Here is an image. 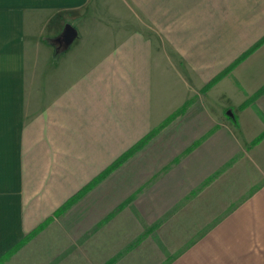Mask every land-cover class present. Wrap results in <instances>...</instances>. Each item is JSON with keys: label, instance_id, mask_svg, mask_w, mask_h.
I'll return each mask as SVG.
<instances>
[{"label": "crops", "instance_id": "0c3cea01", "mask_svg": "<svg viewBox=\"0 0 264 264\" xmlns=\"http://www.w3.org/2000/svg\"><path fill=\"white\" fill-rule=\"evenodd\" d=\"M93 2L0 0V259L129 206L168 264H264V0Z\"/></svg>", "mask_w": 264, "mask_h": 264}, {"label": "rangeland", "instance_id": "374dc122", "mask_svg": "<svg viewBox=\"0 0 264 264\" xmlns=\"http://www.w3.org/2000/svg\"><path fill=\"white\" fill-rule=\"evenodd\" d=\"M114 2L93 3L114 10L118 8ZM144 30L149 33L147 27ZM107 221L76 239L69 237L58 222L50 221L26 236L0 264H168L169 254L154 234L159 223L144 226L129 206ZM262 256L264 261V253Z\"/></svg>", "mask_w": 264, "mask_h": 264}, {"label": "trees", "instance_id": "16d2710c", "mask_svg": "<svg viewBox=\"0 0 264 264\" xmlns=\"http://www.w3.org/2000/svg\"><path fill=\"white\" fill-rule=\"evenodd\" d=\"M264 43V39L263 40H261L258 44H256V46L254 47V48H252L251 50H249L247 53H245L239 60H237L236 61V63L230 68V69H228V71H230L235 65H237L238 63H240L242 60H244L248 55H250L253 51H255L257 48H259L262 44ZM61 47V48H60ZM66 50V49H64V47H63V45L61 46V45H59L58 47H57V50L58 51H61V50ZM62 50V51H63ZM219 78H217L215 81H217ZM214 81V82H215ZM214 82H212L207 88H209ZM148 140H145V141H142L141 143H140V146H138V148L139 147H142L146 142H147ZM126 159V157L125 158H122L118 163H116V164H114V166L109 170V172L108 173H110L113 169H115L116 167H118L124 160ZM89 190V188L87 189H84L82 192H80L75 198H73L68 204H67V206H66V208L67 207H70L74 202H76L77 200H79L80 198H82V196L85 194V192L86 191H88ZM41 229V228H40ZM39 229V230H40ZM37 232V231H36ZM21 245V244H20ZM19 246V245H18ZM18 246H16V247H18ZM13 251V250H12ZM8 254H6L3 258H5L6 256H7ZM2 258V259H3ZM2 259H0V261L2 260Z\"/></svg>", "mask_w": 264, "mask_h": 264}, {"label": "water", "instance_id": "95a60500", "mask_svg": "<svg viewBox=\"0 0 264 264\" xmlns=\"http://www.w3.org/2000/svg\"><path fill=\"white\" fill-rule=\"evenodd\" d=\"M76 35H77L76 29L71 25H67L63 33V36L61 38L64 49H67L72 44Z\"/></svg>", "mask_w": 264, "mask_h": 264}]
</instances>
